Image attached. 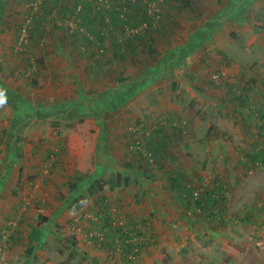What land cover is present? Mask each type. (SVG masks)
Returning <instances> with one entry per match:
<instances>
[{
	"label": "rangeland",
	"instance_id": "374dc122",
	"mask_svg": "<svg viewBox=\"0 0 264 264\" xmlns=\"http://www.w3.org/2000/svg\"><path fill=\"white\" fill-rule=\"evenodd\" d=\"M16 1L8 0L6 22L0 26V85L6 86L4 90L15 91L23 100L20 109L0 100V264L118 263L122 259L116 261L109 250L88 239L91 233L87 232L90 228L87 222L93 220L91 210L97 207L86 203L81 210L69 208L76 193L70 188L73 177L91 175L98 169L105 173L106 182L118 181V173L127 177L130 180L127 186L111 189L107 185L98 198H107L112 212L121 221L134 220L143 226L144 218L133 215L129 218L132 212L129 208L131 203L139 205L143 193L159 181L155 173L158 168L169 173L172 171L169 168L177 165L170 156L179 145L174 146L171 137L189 142L191 138L227 132L228 137L223 136V140L235 143V136L228 129L238 128L241 115L232 111L235 105L226 84L246 88L259 80V86L264 88V0H256L241 22L227 18V10L242 8L246 0H133L138 8L125 6L115 22L128 26L127 35L144 30L145 27L130 29L146 14V4L149 12L158 14L162 26L158 33L154 31L157 25L150 30L152 40L148 44H137L132 51L127 45L116 46L121 33L112 29L106 32L103 27L109 28L113 22L110 18L103 21L101 15L92 14L86 25L101 29L105 37L101 38L100 46L87 47L85 40L77 42L79 36L73 37L76 31L82 29L80 33L84 35L88 31L79 27V15L72 12L86 0H44L38 11L51 13L54 20L44 26L41 17L37 18L36 30L44 29L39 33L34 30L21 42L18 28L24 23L23 12L30 4L22 8ZM125 1L117 0L122 4ZM110 7L117 10L113 5ZM93 41L96 39L92 38ZM150 48L155 51L151 53ZM148 60L155 66L145 71L143 64ZM32 62L36 64V73L29 68ZM219 74L221 79L215 80ZM146 78L154 81L149 84ZM131 90L134 94L127 99ZM258 95L264 102V91ZM123 97L129 101L114 110L113 106ZM255 111L258 119L264 118V107L262 110L256 107ZM169 117L176 121V129L166 124L165 133H152L154 124L165 125ZM181 118L188 120V130L183 129ZM140 124L152 133L150 143L155 144L157 137L168 138L166 147L164 141H156L159 151L151 145L154 157L150 162L134 151L138 140L134 128ZM258 124L255 130L264 131ZM185 151L187 156L194 154ZM197 152L202 156V147ZM239 160L214 157L191 158L186 162L194 161L208 173L218 165L224 166L223 175L218 168V173L208 176L210 181L220 178L228 188L227 200L222 202L229 208L231 224L261 227L262 232L264 227L255 222L259 221L258 216H263L264 221V166H252L250 173L238 177L230 175L229 168ZM250 163L247 160L244 167ZM143 174L155 178L148 181ZM135 196L137 201L133 199ZM120 198L129 200L122 202ZM243 205H257V212L252 211L255 207H246L243 214L237 210ZM175 210L178 213V208ZM150 211L151 208H141L144 216ZM42 217L47 220L42 221ZM73 220L78 227L70 229ZM169 228L171 234L176 233V227ZM37 229L43 230V239L40 244L33 242L37 249L29 257L30 235ZM208 234L205 228L199 232L203 238ZM196 241L197 245L192 241L182 248L175 240L172 246L178 254L185 255L190 249L196 257L208 260L209 246L198 235ZM136 243L141 247L142 241Z\"/></svg>",
	"mask_w": 264,
	"mask_h": 264
},
{
	"label": "crops",
	"instance_id": "0c3cea01",
	"mask_svg": "<svg viewBox=\"0 0 264 264\" xmlns=\"http://www.w3.org/2000/svg\"><path fill=\"white\" fill-rule=\"evenodd\" d=\"M253 78L256 79L257 77L253 76ZM260 84L259 80H257V84L245 88L244 101L237 106L234 104L235 107L232 111L237 110L241 115V122L238 128L228 129L230 134L235 136V143L228 144V141L223 140V136L228 137L227 132L217 133V135L209 137L203 136L201 138H191V140L189 139V142H187L188 140H182L181 137L170 138V140L173 141L172 144L174 146L179 145V149L175 147V152L170 156V159L172 158V160L177 163L176 166L173 164V166H171L172 168H169L170 171H173L175 176L176 174L177 176H184L183 180L190 182L191 187L194 189L205 185L208 188L210 186L212 191L217 192L216 188L219 187V184L216 187V182L210 181L208 175L210 173H218L216 170L218 168H221V174L223 175L226 168L218 165L214 170H211L208 173L207 171H203L194 161H191L190 163V161L186 162V159L196 158L212 160L214 157L218 158V160L220 158L223 161L233 158L241 159L238 163L236 162L234 166L229 168L231 170L230 175L235 177L250 173L249 170L252 166H264L262 165L264 162V131H260V133L255 130L257 122L259 123L258 127L260 125L261 129L264 127V118L258 119L255 114L256 107L259 108V110H262L264 107V102L258 95V92L261 90L264 91V88L259 86ZM230 100L232 102V98H230ZM222 102H225L224 98H222ZM223 107L224 106H222V108ZM252 111L253 114L251 115L250 112ZM181 120H183V118H181ZM163 144L165 147L167 146L168 138L164 140ZM237 144L240 146H236ZM200 147L203 149L202 156L197 152V150H200ZM207 148H209V150ZM186 149L194 154L187 156ZM207 152L209 153V157ZM245 159L251 160L249 167H244L247 166V160ZM252 159L254 161H252ZM164 169L165 168H163V170L158 168L156 170L155 173L158 175L159 181L157 183L151 182L153 184L151 187L153 188H148V190L143 193L139 205L131 203V208H129L132 211L131 214L128 215L129 218L132 215L133 217L140 216L139 218H144L145 221L143 226L142 224L132 222L134 220H130L127 223H131L129 225L133 230L141 231L146 237L141 244L138 261L136 262L127 259L128 257L125 258L124 256H116V261H119L120 259L122 260L118 263L114 262V264H249L248 262H250V260L252 261V264H264V231L259 232L261 227H248L240 224H231L229 208L222 206L214 210V217L206 215V217L202 216L199 218V216H197L198 214L190 217V215H187L183 203L168 197L165 190L162 189L163 185L167 187L166 179H168L165 176L168 171ZM163 177H165V180H162ZM133 199L137 201L136 196ZM126 200L129 199L124 198L121 200L120 198V201L122 202H127ZM248 202L250 204L252 200H249ZM254 202L256 201L254 200ZM180 205L182 209L177 213L175 208H178ZM258 206L260 207L259 204ZM143 207L151 208V211L149 213L146 212L145 216L141 214V208ZM246 207H255L252 211L257 212V205H243L239 208L242 210H237L244 214ZM156 209H158V211H156ZM156 215H158V217ZM262 218L263 216L256 217L259 221L255 222V224L264 227V221H262ZM158 219L160 220L158 221ZM169 227H176V233L171 234L169 232ZM203 228L209 232L208 236L205 238L199 236V232L203 231ZM197 235L198 238L202 240L203 244L207 243V246H209V249L206 250L209 261H203L204 256L196 257L197 254L190 249L184 253L185 255L182 253L178 254L172 246L175 240L181 244L182 248L187 247L188 245L190 246L192 241H195L197 245ZM262 237L263 239L261 240ZM182 239L188 241L184 243L180 242ZM237 245L242 246L243 249L239 248ZM201 247L202 251H204L205 249L203 248H205V245ZM123 257L126 261H124ZM196 260H201L203 262L199 263Z\"/></svg>",
	"mask_w": 264,
	"mask_h": 264
},
{
	"label": "trees",
	"instance_id": "16d2710c",
	"mask_svg": "<svg viewBox=\"0 0 264 264\" xmlns=\"http://www.w3.org/2000/svg\"><path fill=\"white\" fill-rule=\"evenodd\" d=\"M2 1V4H1ZM44 0H17L16 3L20 4L22 8H25L28 4H30V8L28 10H25V13L23 12V15L25 14V20L23 24L19 25L18 32L20 35H23L24 29L27 26L26 30V36L28 34H32V32L35 30L37 31L36 33H39L44 29V27L40 28V30H36V19L40 18L41 23H45L44 26L52 22L54 19L51 20L52 14L47 13V12H41L38 11L40 8L39 6ZM256 0H246V2L243 4L242 8H236V9H228V17L230 19H235L239 22H241L243 19L244 14L250 8L253 3ZM236 3V1H235ZM58 6H60V3H57ZM238 4V3H237ZM113 5L117 10L113 11L111 10ZM230 5V4H229ZM8 0H0V26L5 24L6 22V14L5 12L8 9ZM125 6L133 7V10H136L138 8V5L134 3L133 0H126L124 4L118 3L117 0H86L85 2L81 1L80 4L76 5L72 15H79V20L80 23L79 27L82 26L84 31H88L86 35L83 33H80L82 29H79L76 31V35H73V37L79 36L82 37V39L77 38V42L80 40H85L86 44L88 45L87 47L93 45V46H100L101 38L105 35L101 33V29H95V28H88L86 25L88 22L91 21V15H101L103 17V21H106L107 18H110L113 24L111 26H104L103 29L106 30V32L112 31V30H119L120 31V37L119 39L116 40V46L117 47H122L123 45H127L128 48H131L129 51L134 50L135 46L137 44H148L149 39L152 40L151 35L152 32L150 31L153 29L156 25L157 27L154 29V31H157V33L160 31V28L162 26V23L160 20H157L158 18L156 15L157 13L152 12L150 10L149 12V5L146 4L147 6V11L144 16H141L133 26L135 29H130L132 31L139 30L142 27H145L144 30H140L139 32H133L132 35H127L128 31L126 30L127 27H125V24H120V23H115L116 19L120 18V15H118V12H123L125 10ZM110 7V8H109ZM233 7H236L234 4ZM103 9V10H102ZM57 11L60 10L59 8L56 9ZM78 11V12H77ZM102 12V13H101ZM22 14H20L21 16ZM21 19V18H20ZM111 22V23H112ZM128 24V23H127ZM129 25V24H128ZM112 29V30H110ZM2 32V29L0 30V33ZM155 33V32H154ZM84 35V36H83ZM84 37V38H83ZM92 38H95L96 41L92 42ZM104 42V39H102ZM41 41V38L40 40ZM89 43V44H88ZM35 44V42H33ZM32 44V45H33ZM134 46V47H133ZM118 48V49H119ZM126 48V47H125ZM81 49V48H79ZM152 48H150V52H154ZM121 55V54H120ZM149 55H152L149 53ZM90 57H94V55L90 54ZM151 59L152 56H149ZM122 59V57H120ZM152 60V59H151ZM110 64V63H109ZM108 64V65H109ZM155 63H152V61H147L145 62L144 68L146 69L145 71L149 70L152 68ZM103 66V65H102ZM35 71L36 70V64L35 62L30 63L29 68ZM36 73V71L34 72ZM221 79V76H219ZM147 82L151 84L154 79L153 78H146ZM34 85L38 86V83L36 80H33ZM147 83V84H148ZM146 84V86H147ZM226 84V82H225ZM228 86V92L229 96L232 98V103L241 104L244 99H245V88L240 87V86H232L231 84H226ZM145 86V87H146ZM252 86V85H251ZM144 87V88H145ZM247 88V86H245ZM6 86L0 85V100L9 102V104L13 105L15 109H20L22 107L21 102L23 100L21 97L14 91L12 92L11 90H4ZM139 89H142L141 87H138ZM245 89V90H244ZM138 90V89H137ZM136 91V89H135ZM134 94V91L131 90L129 91V96L127 99L131 98ZM126 97V96H125ZM125 97H123L121 102L117 103L115 106H113L114 110H117L118 107H122L123 104L127 103L129 100H127ZM123 103V104H122ZM82 111L85 112V108H82ZM88 111V108H87ZM236 111V112H235ZM235 113H238L237 110H235ZM239 114V113H238ZM84 117L88 116L83 115ZM171 117H169L165 125L162 123L159 124H154L153 125V132L152 133H158L161 134V132L164 131L165 133V126L168 124L171 128L176 129V121ZM183 129L188 130L189 128V122L188 120L185 121L183 119L182 121ZM143 125H137L134 128V136L138 137V140L135 142V152L138 154V156L144 157L145 159L147 158V161L150 162L151 158L154 157L153 150L151 148V145H154V149L156 151H159L158 148V140H166V138L161 139L157 137L155 144L150 143L151 138H152V133L150 131H147ZM183 130L182 128H180ZM105 130V127H104ZM106 131V130H105ZM106 135V132L103 134V140L104 136ZM154 142V141H153ZM161 142V141H160ZM150 143V144H149ZM160 153V152H159ZM162 153L161 155H163ZM158 155V154H157ZM162 157V156H161ZM252 161H254L252 159ZM264 165V162L262 163ZM127 166H129L127 164ZM104 172H101L100 169L96 170L95 173L93 174H78L75 177H73V180L71 182L70 188L71 190L74 191L75 195L70 199V205L69 208L73 210H81L84 208L86 203L93 204L97 208H94V210H91V216L93 220L88 221L87 224L89 225V230L87 232L91 233L88 237L89 241L94 242L97 246L101 247L103 250H109V252L113 257L116 256H124L127 259L133 260V261H138L140 257V246L136 243L137 241H142L146 237L144 234L139 231V230H133L132 227H130L128 222L121 221L119 216L116 215L115 213L112 212V209L110 208L109 203L107 202L108 199L105 198L104 196H101V198H98L99 195H102L101 193L105 191V188L107 185L111 189L121 187V186H127L130 183V180L127 177L122 178V174L118 173L117 174V179L110 180L109 182H106L104 180ZM169 174V177L167 179V187L163 185L162 189L165 190L167 196L173 198V200H178L181 203H183V206L185 207V210L187 211V215H190V217H193L192 215L198 214L199 218L206 217L208 216H215L214 210L216 208H220V206L227 208L226 204L222 202V200H227L226 198V191H227V186L226 184L220 179L216 178L213 180V182H216V187L219 184V187L216 188L217 192L212 191L205 185L199 188H192L190 182L187 180H183L184 176L181 177V175L176 176L173 174V171L167 173ZM144 177L148 181L154 179L155 177H151L148 174H143ZM121 179V182H120ZM105 181V182H104ZM184 197V198H183ZM183 200V201H182ZM182 209L181 205L178 207V210L180 211ZM184 209V208H183ZM186 215V214H185ZM83 218V217H82ZM203 219V218H202ZM47 218L42 217V221H46ZM76 220H73L72 224L70 225L71 227L76 228L78 227ZM83 221V220H82ZM43 237V230L42 229H37L33 231V233L30 235V243L27 249V254L28 256L32 257L37 249L36 244H40L42 242ZM34 241H37L36 244H33ZM123 257V258H124ZM124 258V261L126 259Z\"/></svg>",
	"mask_w": 264,
	"mask_h": 264
},
{
	"label": "built area",
	"instance_id": "2783aa9c",
	"mask_svg": "<svg viewBox=\"0 0 264 264\" xmlns=\"http://www.w3.org/2000/svg\"><path fill=\"white\" fill-rule=\"evenodd\" d=\"M26 28H27V26H26L25 29H24V32H23V35H22L21 42H22V41L24 40V38L26 37V33H27ZM219 76H220V74L217 75V76H215L214 79H215V80H218V79H219Z\"/></svg>",
	"mask_w": 264,
	"mask_h": 264
}]
</instances>
